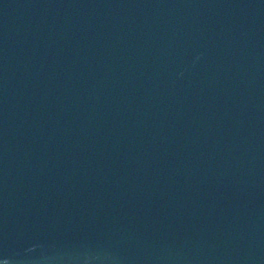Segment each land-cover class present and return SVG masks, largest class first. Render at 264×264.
Segmentation results:
<instances>
[{"label": "water", "instance_id": "1", "mask_svg": "<svg viewBox=\"0 0 264 264\" xmlns=\"http://www.w3.org/2000/svg\"><path fill=\"white\" fill-rule=\"evenodd\" d=\"M0 264H264V0H0Z\"/></svg>", "mask_w": 264, "mask_h": 264}]
</instances>
